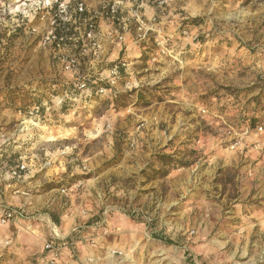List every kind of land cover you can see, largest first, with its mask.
<instances>
[{
  "label": "rangeland",
  "instance_id": "1",
  "mask_svg": "<svg viewBox=\"0 0 264 264\" xmlns=\"http://www.w3.org/2000/svg\"><path fill=\"white\" fill-rule=\"evenodd\" d=\"M84 1L88 11H97L108 0ZM48 2L0 0V101H13L0 165L23 163L36 196L78 183L76 193L97 190L101 210L112 211L114 234L83 264H246L253 252L235 248L229 216L232 200L247 191L239 172L253 165L248 147L264 161V0H167L158 9L148 1L168 54L154 57L161 50L153 41L134 44L129 29L117 49L130 64L128 75L102 96L70 87L64 64L79 50L76 39L59 52L44 45L59 9ZM96 62L80 60V74L98 76L103 66ZM51 93L71 100L62 108ZM36 108L42 113L29 116ZM252 122L262 132L250 128L237 140L239 150L230 151L235 142L228 128L241 133ZM186 126L221 139L211 155L223 151L221 168H190L197 158L188 149L193 134L180 137ZM46 160L65 169L59 179L47 180L56 168L46 175L37 170ZM22 247L3 251L0 264H32L39 245Z\"/></svg>",
  "mask_w": 264,
  "mask_h": 264
},
{
  "label": "crops",
  "instance_id": "2",
  "mask_svg": "<svg viewBox=\"0 0 264 264\" xmlns=\"http://www.w3.org/2000/svg\"><path fill=\"white\" fill-rule=\"evenodd\" d=\"M144 13L151 16L153 14L152 8L145 6ZM102 32H104L105 37L99 60L114 61L119 57L117 49L120 47V44L114 39L115 31L110 29L109 26L102 25ZM86 58L90 59V56H86ZM69 80H72L71 75ZM12 103L13 101H0V147L7 140L6 137L9 134L3 129L13 120V117L8 113ZM184 130V134L180 135V137L188 140L190 139L187 138L188 135L193 134L192 142L188 149L194 151L193 155L197 158L190 168L192 170L201 169L204 165L205 169L209 171H211V166L215 171L218 169L216 167L220 166L219 168H221L222 165L220 164L222 163H219V160H222L223 151L220 150L216 154L217 156H211L212 150L219 148L220 143H217V140L221 142V139H218L217 136H213V139H211V136L203 133L201 129L193 133L186 126ZM236 146L229 150H239L240 144H238L239 147ZM46 154L50 153L47 152ZM239 154H243V152L240 151ZM246 155L252 157L253 165L245 161L247 163L241 166L239 178L242 182L247 181L245 185L247 186V191L232 200L233 208L229 218L234 220L235 248L253 252L252 256H249L247 261H245L246 264H264V161L260 159V154L251 147H248ZM49 162L50 160H46V162L39 164L37 170L39 172L42 171L46 175L48 169L56 168L58 171L54 173V178L47 179L55 181L64 174L65 169L56 166L52 168ZM1 165L0 205L21 209L26 216L24 215L23 218H18L16 221L9 222L6 225H0V239L10 241L9 247L0 249V254L5 250L12 254L16 253V250H18L17 244L20 242L27 246L22 247L25 249H32V246L38 244L39 248L34 253L35 257L32 260V264H48L49 255L43 250L44 241L49 239L64 240L69 237L66 245L62 246L57 254L56 260L59 264H83L90 260L89 258L94 260V254L98 253L97 245H99L100 241L103 243L106 237L114 234L109 228L112 226L110 222L112 211L108 208L101 210L102 198L97 196V190L87 186L83 193H76L81 185L78 183L66 188L63 192H61V189H54L46 196H36L31 192V177L33 175L29 169L28 174L22 175L20 178H11L8 171L12 167H7L5 164ZM234 168L235 170L238 169L237 163ZM245 172L248 174L244 175ZM101 178L104 179L105 176L100 177V180ZM68 202L70 205L67 206ZM51 215H53L55 221ZM96 216L98 219H93L95 220L93 222L92 218H96ZM89 220L91 223L87 224ZM74 228H77L78 232L72 235L71 232ZM20 232L21 234L19 235ZM74 236L78 237V240H73ZM89 238L95 239V245L89 244ZM102 243L100 248H104ZM71 254L73 255L72 258L70 257Z\"/></svg>",
  "mask_w": 264,
  "mask_h": 264
},
{
  "label": "built area",
  "instance_id": "3",
  "mask_svg": "<svg viewBox=\"0 0 264 264\" xmlns=\"http://www.w3.org/2000/svg\"><path fill=\"white\" fill-rule=\"evenodd\" d=\"M72 4L65 5L63 0H52V3L59 7L57 14L54 15V19L51 22V27L45 32L43 37L44 45L53 47L56 51H61L66 41L72 42L76 39L79 44V50L72 52L67 56V61L64 64V71L70 73L72 81L70 83L71 89L79 93L89 92L92 88H95L96 94L102 96L108 93L113 94L120 83V80L128 75L130 64L127 61V57L120 56L114 61H104L100 59V52L102 50L103 39L105 37L102 32V25L109 26L113 29L114 39L117 43L123 45L126 36L133 30V43L147 42L152 40L155 46L160 49L154 53V57H158L159 53L166 56L165 50V38L162 37V29L157 21L155 13L150 18H147L144 13V7L146 3L150 1L155 8H162L167 4V0H108L103 1L97 11H88L84 0H70ZM48 2V4H52ZM72 10L71 14H68L67 9ZM78 17V19H77ZM69 23L75 26V31L79 32V36L66 34L58 35L57 28L60 25ZM78 23V24H77ZM78 25V27H76ZM82 29V30H80ZM185 34V32H183ZM126 45L124 48L126 49ZM165 49V50H164ZM86 56H90L95 61L102 63L103 70L98 76H84L79 72V61L84 60ZM92 79V80H91ZM58 90L56 85L52 86V91ZM73 94H70L72 97ZM51 100H57L59 105H64L65 101L71 100L67 95L57 96V94L51 93L49 95ZM35 111L28 112L29 116L36 114ZM204 112V111H203ZM250 127L247 126L241 133L228 128L227 134L232 136L233 141L237 144V140L243 137H247L250 134ZM255 135L262 132L261 126H256L253 130ZM236 146V145H235ZM230 148H233L232 146ZM27 172L26 166L23 163L17 164L15 167L8 171L11 178H20ZM66 188H61L63 192ZM25 212L21 209L9 208L0 205V225H6L9 222H14L18 218H23ZM26 216V215H25ZM78 232L77 228H74L71 232L75 235ZM49 239L44 241L43 250L48 253V264H59L57 262V254L62 246H65L68 242L67 239ZM89 244H95L94 238L88 239ZM3 244V245H2ZM10 241H1L0 246L2 248L7 247ZM110 255H120L117 250H111ZM72 258V254L70 255Z\"/></svg>",
  "mask_w": 264,
  "mask_h": 264
},
{
  "label": "trees",
  "instance_id": "4",
  "mask_svg": "<svg viewBox=\"0 0 264 264\" xmlns=\"http://www.w3.org/2000/svg\"><path fill=\"white\" fill-rule=\"evenodd\" d=\"M78 19V17H77ZM78 24V23H77ZM76 27H78V25H76ZM75 26L74 25H71L69 23H65L64 25H60L58 28H57V34L58 35H62V32L63 34H66L68 36H71V35H76V31H75ZM92 91H95V88H92ZM65 105L62 106V108H64ZM38 108V107H37ZM41 112L42 113V109H37V114ZM256 124H254V122L251 123V126L250 128L253 129L255 127ZM165 159V157H163ZM67 188V187H66ZM52 219L55 221L53 215H51Z\"/></svg>",
  "mask_w": 264,
  "mask_h": 264
}]
</instances>
